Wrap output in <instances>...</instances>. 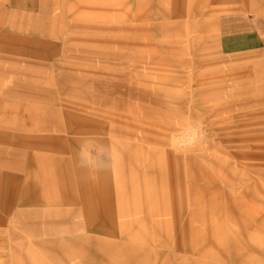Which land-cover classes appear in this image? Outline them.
<instances>
[{"label":"rangeland","instance_id":"374dc122","mask_svg":"<svg viewBox=\"0 0 264 264\" xmlns=\"http://www.w3.org/2000/svg\"><path fill=\"white\" fill-rule=\"evenodd\" d=\"M247 28L264 0H0V264H264Z\"/></svg>","mask_w":264,"mask_h":264},{"label":"crops","instance_id":"0c3cea01","mask_svg":"<svg viewBox=\"0 0 264 264\" xmlns=\"http://www.w3.org/2000/svg\"><path fill=\"white\" fill-rule=\"evenodd\" d=\"M226 20L223 18V22ZM218 46L225 54L257 51L264 47V32L253 28L223 30Z\"/></svg>","mask_w":264,"mask_h":264},{"label":"clouds","instance_id":"9594fccd","mask_svg":"<svg viewBox=\"0 0 264 264\" xmlns=\"http://www.w3.org/2000/svg\"><path fill=\"white\" fill-rule=\"evenodd\" d=\"M93 155H99L100 158H101V160H103V158H104V153H103V151H101V152H99V153H93Z\"/></svg>","mask_w":264,"mask_h":264}]
</instances>
